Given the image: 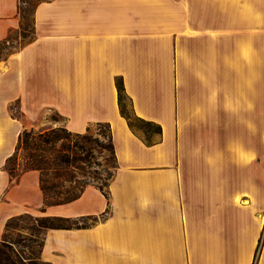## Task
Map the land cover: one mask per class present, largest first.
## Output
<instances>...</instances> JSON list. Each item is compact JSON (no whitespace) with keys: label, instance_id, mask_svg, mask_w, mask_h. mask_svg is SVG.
Segmentation results:
<instances>
[{"label":"crops","instance_id":"1","mask_svg":"<svg viewBox=\"0 0 264 264\" xmlns=\"http://www.w3.org/2000/svg\"><path fill=\"white\" fill-rule=\"evenodd\" d=\"M33 16V37L0 59V240L23 213L103 215L44 230L40 258L252 264L262 236L264 264V0H42ZM19 23L17 0H0V41ZM116 77L134 113L161 126L152 144L120 115ZM45 122L109 124L108 197L87 185L41 212L38 173L10 178L18 134Z\"/></svg>","mask_w":264,"mask_h":264},{"label":"trees","instance_id":"2","mask_svg":"<svg viewBox=\"0 0 264 264\" xmlns=\"http://www.w3.org/2000/svg\"><path fill=\"white\" fill-rule=\"evenodd\" d=\"M41 1L17 0V13L20 17V23L15 32L21 38L29 36L30 40L33 37V14L35 7ZM20 4L32 6V8L29 11L27 6L21 7ZM11 33L9 32L0 41V51L9 43ZM115 87L118 110L125 119L128 128L133 133L139 134L147 145L152 144L154 138L161 134V126L134 113L121 77L115 78ZM18 115L19 110L16 108L15 116ZM60 119L61 117L56 113L51 115L53 121ZM97 124H103L106 128L105 147L110 154L114 173L117 162L111 128L106 122ZM88 128L89 126L84 132H73L62 125L42 130H35L31 127L22 129L18 134L14 151L6 159L4 167L10 178H15L27 170H35L38 173L39 188L43 195L41 212L47 206L65 204L75 200L87 185L97 187L105 197H108L107 185L113 175L112 172L103 170L106 176L101 185L81 179L88 177L95 180L98 169L101 167V163L96 161L94 153L96 148L101 147V143L97 137H92L88 133ZM102 217L103 215L68 218L28 213L12 216L4 224L0 240V264H51L40 258L44 230L88 227ZM37 234H41V236L37 243V249H35ZM261 242L262 236L258 239L252 264H256Z\"/></svg>","mask_w":264,"mask_h":264},{"label":"rangeland","instance_id":"3","mask_svg":"<svg viewBox=\"0 0 264 264\" xmlns=\"http://www.w3.org/2000/svg\"><path fill=\"white\" fill-rule=\"evenodd\" d=\"M21 7H25L27 5L24 4H20ZM28 10L30 11L32 6H27ZM29 15V14H28ZM29 40V36H27L26 38H21L17 32H12L10 39H9V43L1 49L0 51V59L5 58L10 52L16 50L18 47H20L23 43L27 42ZM10 111L13 115H15L16 113V108H15V104H11L10 106ZM50 125L49 123L45 122L44 124H41L40 126L35 127V130H42V129H46L48 128ZM50 128V127H49ZM29 129V128H26ZM88 133L92 136V137H97L99 142L101 143V147L100 148H96V150L94 151L95 156H96V161L101 163V167H99L98 169V174H97V178L94 180L92 178H81L82 180H85L86 182H93L95 184H99L101 185L104 181V178L106 176L105 171L103 170H109V172L113 173V168H112V164L110 162V154L108 152V150L106 149V128L103 124H93L90 125L88 128ZM99 150V151H98ZM92 169V167H91ZM41 236V234H37L36 236V243H35V249H37V243L39 241V237Z\"/></svg>","mask_w":264,"mask_h":264}]
</instances>
